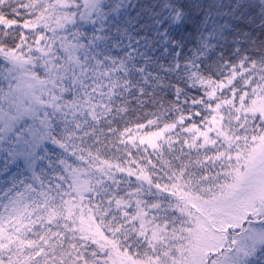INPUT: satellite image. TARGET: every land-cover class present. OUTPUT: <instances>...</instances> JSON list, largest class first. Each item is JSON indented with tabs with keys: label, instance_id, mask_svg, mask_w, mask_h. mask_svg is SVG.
I'll list each match as a JSON object with an SVG mask.
<instances>
[{
	"label": "snow or ice",
	"instance_id": "obj_1",
	"mask_svg": "<svg viewBox=\"0 0 264 264\" xmlns=\"http://www.w3.org/2000/svg\"><path fill=\"white\" fill-rule=\"evenodd\" d=\"M0 264H264V0H0Z\"/></svg>",
	"mask_w": 264,
	"mask_h": 264
}]
</instances>
